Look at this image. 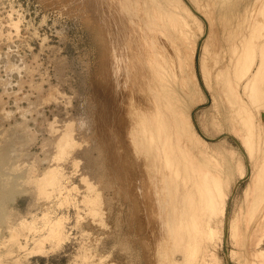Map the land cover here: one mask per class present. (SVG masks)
Returning <instances> with one entry per match:
<instances>
[{
  "label": "rangeland",
  "instance_id": "374dc122",
  "mask_svg": "<svg viewBox=\"0 0 264 264\" xmlns=\"http://www.w3.org/2000/svg\"><path fill=\"white\" fill-rule=\"evenodd\" d=\"M129 1L0 0V152L6 160L0 168L10 182L17 177L22 182L21 185L17 182L19 185H14V190L8 184L11 191L4 204H0V264H166L171 259L173 245L167 239L165 216L172 205L173 189H162L165 182L160 181V172L153 166L149 152L144 148L134 149L128 135L135 113L145 107L142 74L134 55H139L136 48L140 49L143 41L155 40L151 35L156 26L153 22L151 27L142 23L144 10ZM160 1L163 6L160 3L158 6L163 11L168 0ZM186 1L196 17L189 25L194 28V31L189 28L194 32H190L192 38L189 36L186 45L177 47L176 54L169 38L158 33V48L162 46L163 57L171 59L177 78H188L191 84L188 75L192 48L187 45L203 42L209 22L200 18L193 7L195 1L189 0L193 5ZM140 23L141 29L137 26ZM97 37H103L102 43ZM124 65L127 71H123ZM115 79L118 84L112 86ZM113 98L110 111H119L118 118L121 117L120 122L126 128L123 132L117 130L119 137H114L112 129L107 134L113 141H119L117 151L125 153L126 165L130 166L128 181L135 185L137 226L132 233L128 231L129 206L124 186L110 175L100 140L99 111L103 103ZM193 106L190 104L189 109ZM203 109V105L198 106L199 113ZM66 132L72 147L59 151V140ZM52 168L64 175L67 190L73 188L68 193L70 196L62 198V194L52 192L39 180ZM37 180L42 189H38ZM89 199L94 201L90 206ZM59 217L67 218L63 224L68 240L63 244L51 241L55 247L51 239L46 238L47 242L41 236L48 232L47 222H55ZM26 221L37 227L36 231L33 228L35 234L33 229L29 234V224L24 226ZM11 227L16 229L14 232L19 227L25 229H22L25 236L18 234L22 230L15 232L19 249L18 244L17 248L12 245L17 242L12 241L13 236L10 240V234L14 233ZM3 241L6 242L2 245ZM34 242L40 244L43 252L34 251L37 248Z\"/></svg>",
  "mask_w": 264,
  "mask_h": 264
},
{
  "label": "bare ground",
  "instance_id": "6f19581e",
  "mask_svg": "<svg viewBox=\"0 0 264 264\" xmlns=\"http://www.w3.org/2000/svg\"><path fill=\"white\" fill-rule=\"evenodd\" d=\"M185 1L168 0L163 11L158 6L159 3L163 6L160 0L129 1L144 10L142 23L146 22L151 27L153 22L156 26L151 35L155 40H146L142 44L139 41L141 48H136L139 55H134L142 74L140 83L145 92V107L142 112L135 113V121L130 125L128 135L134 149L144 148L149 152L153 166L160 172V181L165 182L162 189H173L172 205L165 216L167 239L173 245V253L166 264H264V0H204L207 5L202 0H193L194 5L188 0L200 18L204 22L208 19L209 22L206 25L208 29H204L203 42L195 41L192 47L187 45L189 49L192 48V62L189 64L191 72L188 75L191 76V84L188 78H177L171 59L163 57L162 46L158 48V33L169 38L176 54L179 46L186 45L185 40L189 36L192 38L190 32L194 28L189 25L195 22L196 17ZM231 2L232 5H229ZM137 26L140 28L141 23ZM193 35L197 40V36ZM102 38H98L99 41ZM106 42L104 44L107 46ZM126 69L124 65L123 71ZM115 71H112L113 74ZM116 84L118 79L111 85ZM114 98L107 104L103 103L104 109L99 111L100 140L107 154L105 162L110 168V175L124 186L129 206L128 231L132 233L137 226L133 198L135 185L128 181L130 166L128 169L125 153L117 151L119 141H113L107 134V130L112 129L115 132L113 136L119 137L116 133L126 128V124L120 122L121 117L118 118L119 111H110ZM199 101L202 103L196 104ZM190 104L194 106L189 109ZM199 105L204 107L201 113L198 111ZM120 140L124 141L121 136ZM72 143L66 132L59 140L58 150L67 151ZM4 151L6 154V150L2 149ZM3 161L6 160L0 152V165ZM6 168L8 174L9 165ZM6 168L3 167V170ZM0 169L1 204L11 191L7 185L16 188L22 182L19 181L21 177L10 182L9 178L3 177L8 175ZM43 178L39 180L42 179L44 186H49L52 192L60 196L62 194V198L71 195L68 193L73 188L67 190L63 182L64 175L58 169H49ZM40 181L38 189L43 188ZM40 191L43 194L44 191ZM87 202L90 206L94 201L89 199ZM63 217L55 222H47L48 226L51 222L49 227L46 226L49 228L47 236L41 238L51 239V244H63L68 240ZM27 223L24 225V221L23 225L28 226ZM32 226L29 224L27 231L33 228L37 230V227ZM11 228L13 232L16 230ZM19 228L20 231L25 227ZM24 230L18 234L24 235ZM15 232L14 235L10 234V240L13 236L12 241L18 239ZM38 241L36 243L42 240ZM18 242L14 241L12 245H19ZM38 246L34 251L43 252L42 247Z\"/></svg>",
  "mask_w": 264,
  "mask_h": 264
}]
</instances>
